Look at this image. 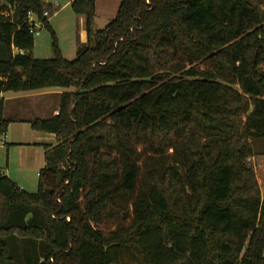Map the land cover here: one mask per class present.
<instances>
[{"label":"trees","instance_id":"1","mask_svg":"<svg viewBox=\"0 0 264 264\" xmlns=\"http://www.w3.org/2000/svg\"><path fill=\"white\" fill-rule=\"evenodd\" d=\"M3 1L0 95L72 91L31 122L59 141L37 193L0 169V264L17 263L19 240L26 264H264L247 162L264 138V0H122L97 31L96 0H72L87 23L74 61L41 0ZM30 12L51 60L32 56ZM4 113L0 98V144Z\"/></svg>","mask_w":264,"mask_h":264},{"label":"rangeland","instance_id":"2","mask_svg":"<svg viewBox=\"0 0 264 264\" xmlns=\"http://www.w3.org/2000/svg\"><path fill=\"white\" fill-rule=\"evenodd\" d=\"M46 11L50 12V26L55 33L58 48L62 57L67 61H74L77 58L79 48L87 44V23L84 16L74 13L70 4L71 0H41ZM122 0H96V18L94 20V30H103L115 19ZM4 4L3 0H0ZM59 4V11L54 10V6ZM35 46L32 56L37 60H51L55 57L53 47V37L49 29L44 28L39 36L34 37ZM4 46L0 44V60L7 59ZM66 90L60 88L45 89L34 93H12L5 94V98L15 99L11 105L31 108L30 116L40 117L38 104L41 106L42 99L37 96H49L45 101L47 108L43 109L44 117L57 115L60 95ZM72 91V90H70ZM29 98L28 100L23 99ZM32 97V99H31ZM34 97V99H33ZM49 102V103H48ZM35 105L32 106V104ZM5 143L0 144V169L6 177L17 184V186L28 194H35L38 191L39 173L45 166V149L49 141H40L42 145L36 146H15L14 143H38L30 139L26 131H21L18 127L10 126L6 132ZM43 136H45L43 134ZM254 157L248 158L247 162L253 168L255 178L260 188L262 199H264V138L250 140ZM24 246L22 241L13 243L15 250L16 264H26L22 258ZM35 247L38 250L41 242L36 241Z\"/></svg>","mask_w":264,"mask_h":264},{"label":"crops","instance_id":"3","mask_svg":"<svg viewBox=\"0 0 264 264\" xmlns=\"http://www.w3.org/2000/svg\"><path fill=\"white\" fill-rule=\"evenodd\" d=\"M72 3V0L70 1V4ZM60 9V8H59ZM59 9L57 10V12L59 11ZM97 16V15H96ZM50 22V21H49ZM66 90V89H64ZM66 92H70V90H66L62 93H58V94H55V95H60V98H61V95L63 93H66ZM5 94H1L0 95V98L4 100L5 102V113H4V119L6 121H9V125L7 127V131H9V127L10 126H14V127H18V129H20L21 131H26L29 135H30V139L31 140H36L35 142H38V143H14L15 146H36L37 144H41L42 143L40 141H49V145H47L48 147L47 148H50V149H53L55 148L56 146L59 145V141L57 139V137L55 135H51V134H46V133H41V132H36V131H33L32 128H31V122L35 119H49V118H52L54 117L55 115L51 116V117H44L42 112H43V109L47 108V103H45V101L47 99L45 98H48L49 96H37V98L35 97V99H39V98H43L42 99V104L41 106L38 104V109H39V112L41 114L40 117H32L30 116V113H31V108L29 107H18V106H13L11 105L12 102H15L16 100L15 99H11V98H5ZM23 99H26L28 100L29 98H24ZM32 99V97H31ZM34 99V97H33ZM49 103V102H48ZM35 105V103L32 104V106ZM59 105H60V101H59V104H58V109H59ZM6 131V132H7ZM43 134L45 136H43ZM5 138H7V135L5 134ZM4 138V139H5ZM6 140V139H5ZM6 141H4L3 143H5ZM45 152H46V149H45ZM45 166H46V161H45ZM44 166V167H45Z\"/></svg>","mask_w":264,"mask_h":264},{"label":"built area","instance_id":"4","mask_svg":"<svg viewBox=\"0 0 264 264\" xmlns=\"http://www.w3.org/2000/svg\"><path fill=\"white\" fill-rule=\"evenodd\" d=\"M60 8L59 4L54 6V10L57 11ZM44 18L49 17V13L45 12L43 14ZM26 23L29 28L30 34L33 36H39L41 31L44 29V23L39 21V19L36 17L35 14L32 12L28 13L27 18H26ZM19 54H23L22 52H19ZM58 114V113H57ZM5 135L2 137V143L4 142Z\"/></svg>","mask_w":264,"mask_h":264}]
</instances>
